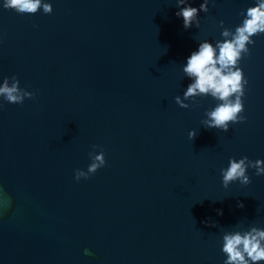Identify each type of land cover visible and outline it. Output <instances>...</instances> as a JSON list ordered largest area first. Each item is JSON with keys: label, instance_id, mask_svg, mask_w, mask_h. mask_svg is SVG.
<instances>
[{"label": "water", "instance_id": "95a60500", "mask_svg": "<svg viewBox=\"0 0 264 264\" xmlns=\"http://www.w3.org/2000/svg\"><path fill=\"white\" fill-rule=\"evenodd\" d=\"M44 2L51 14L0 0V85L36 93L0 98V264H224L225 233L264 229V175L228 188L221 175L231 158L264 160V33L241 52L247 120L228 132L205 128L224 101L185 99L183 68L257 0H209L189 29L176 12L204 0ZM101 150L107 165L77 181Z\"/></svg>", "mask_w": 264, "mask_h": 264}, {"label": "clouds", "instance_id": "9594fccd", "mask_svg": "<svg viewBox=\"0 0 264 264\" xmlns=\"http://www.w3.org/2000/svg\"><path fill=\"white\" fill-rule=\"evenodd\" d=\"M185 4L186 0H178V6ZM3 6L6 9H15L22 14H35L41 8L45 14L53 12V5L44 2V0H4ZM200 11L205 13L209 11V0H204L199 8L187 3V6L179 8L176 16L183 18L185 29L191 28L194 22L196 27H199ZM220 24L223 27L224 22L221 21ZM259 33H264V0H257L256 6L247 9L245 19L234 33H231L230 29H224L222 36L231 35L232 39L217 41L216 47H213V43L204 41L199 44L198 50L193 51L187 58L183 71L193 82L188 85L184 98L210 94L213 98L224 101L206 113L207 119L202 121L205 128L222 129L224 132H228L231 123L247 120V117L243 115L245 111L243 97L248 81L245 79L243 70L237 65L242 59L241 52L250 53L246 44H255L252 37ZM0 98L9 104L22 105L25 99H35L36 93L21 88L20 80L16 76H12L5 77L0 85ZM193 102L195 103L196 100ZM176 103L185 109L191 106L185 104L179 96L176 97ZM2 107L4 105L0 104V108ZM196 136L195 130L189 132V139L194 140ZM97 147V145H93L94 149ZM89 156L92 163L87 171L75 170L77 181L81 178L89 179L100 168L107 165L104 151L101 150L99 154L91 152ZM250 167L256 170L257 176L264 175V160L251 161L247 156L239 161L236 158H231L229 166L221 169L223 186L228 188L236 181L244 186L251 184V177L247 174ZM239 207L243 208L244 204L240 203ZM219 214H223L222 210H219ZM211 226L216 227L217 225L213 223ZM222 251L227 257L224 264H259L260 261H264V229L251 227L249 231L225 233ZM85 254L90 255L91 253L86 249Z\"/></svg>", "mask_w": 264, "mask_h": 264}]
</instances>
